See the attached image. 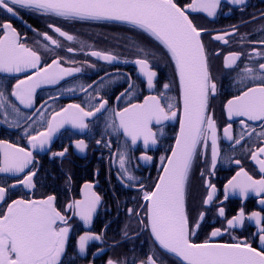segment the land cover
<instances>
[{"label":"snow or ice","instance_id":"obj_1","mask_svg":"<svg viewBox=\"0 0 264 264\" xmlns=\"http://www.w3.org/2000/svg\"><path fill=\"white\" fill-rule=\"evenodd\" d=\"M222 0H191L190 3L180 6L176 0H0V9L12 16H17L14 6H20L37 12L44 16L63 18L64 20H106L121 22L133 26L147 33L166 50L170 61L174 64L175 75L179 81V99L166 96L165 92L170 89V84L164 83L160 95L145 96L143 102H128L127 106L120 109H109L108 100L100 94V88L104 87L103 79L96 86V82L88 85H80L79 90L86 94L88 107L79 103L68 104L59 111H53L45 120V113L39 112L41 121L46 126L43 130L36 131L33 124L36 121L32 116L24 117L31 121L24 128L28 144L31 149L44 151L50 146L53 136L64 125L84 130L89 128L86 122L88 118L95 117L98 113L108 111L111 115L105 125L111 133H119L130 138L131 144L135 145L138 140H143L144 147L157 144V134L153 132L151 125H163L165 121H179V132L175 136V144L171 148V155L161 156L162 171L154 186L147 190L139 178L132 175L127 167L128 155L126 150H118L121 179L136 181L129 184L136 187L142 193V201L136 208H128L126 211L130 218H135L141 231L148 230L154 243L164 254H173L180 258L182 264H264V248L253 247L247 239L236 240L234 243L214 242L211 238L221 236L222 229L215 228L210 234V239L203 242H194L193 237L204 220L205 213L201 212L193 220L187 209V196L190 175L198 157H204V163L208 165L209 177L215 175L218 161L222 159L219 147L217 122L214 115L209 111L210 100L218 94L217 83L211 72L209 52L203 41L204 35H211L209 30L198 27L189 16V11L202 12L208 17L214 18L220 8ZM233 5L243 6L246 0H230ZM11 5V6H10ZM257 18L242 20L238 25H232L228 31L211 35L212 40L227 45L229 38L239 36L241 46H250V52L232 51L224 56V66L232 70L239 68L238 61L247 58L243 68H239L238 94L233 95L225 105L227 116L241 117L239 124L242 132L239 136L233 134L232 124L223 129V137L233 141L232 147L241 145L245 138L253 136L264 138V130L259 133L252 128L249 121H260L264 129V39L251 41L248 33H239V28L253 23ZM260 19H264L261 16ZM48 28L59 37L67 41L77 39L72 34L60 27L49 24ZM35 31V30H33ZM0 72L3 73H27L23 79H17L11 93L6 96L0 89V109L7 116V110L21 116L19 107L9 97H14L25 107H32L36 90L42 85L57 84L74 73L81 72L80 67H65L62 57L57 55L51 62H45L39 50L22 42L21 34L9 22L0 24ZM46 43L43 44L45 54L61 48V43L48 32L38 34ZM84 45L81 43V49ZM137 58L132 61L138 66L139 73L146 79L147 87L151 90L155 87L157 72L153 66H158L155 52L134 45ZM68 53L76 51L73 47L66 49ZM222 53L217 50L214 55ZM106 62L119 59L111 52L92 50L88 53ZM75 63L74 61H70ZM127 62V61H126ZM94 67V65H93ZM251 83L252 86H247ZM135 85L129 84L125 92L117 96L119 101L125 96L134 95ZM89 89L94 91L90 92ZM71 91L72 89H68ZM162 101H165L162 103ZM37 113H33V116ZM246 118V119H244ZM7 122V120L5 121ZM15 127H20L17 122ZM32 129V133H29ZM162 135V132H161ZM97 144L101 141L97 140ZM111 147V141L105 144ZM210 146V164L207 150ZM75 147L83 152L87 145L84 140H77ZM203 149V151H201ZM67 149L53 156L63 158ZM264 146L257 147L250 153V158L259 166L262 174L259 179L250 175L239 159L233 161L232 156H226L229 163L234 162L239 170L224 185V200L228 199L229 193L247 198L249 193L257 196L264 194ZM140 159L150 161L149 155H142ZM30 166H32L30 168ZM33 151L19 147L16 144L0 140V173L27 174L23 179H16L14 184L7 187L0 186V202H5L10 189L18 185L26 189L35 188L34 178L37 176ZM201 170V177H204ZM69 177V181H70ZM207 196L203 200L205 206L209 205L216 193V185L210 179H204ZM83 198L70 201L65 206V211H71L83 221L84 225L92 224L97 206L101 203V197L93 191V185L86 183L82 192ZM264 204V199H260ZM222 203V201H221ZM218 214L225 217V209L220 207ZM56 206V197L49 195L43 199L19 198L7 203L6 208L0 211V264H63L62 257L65 255L66 243L70 232L69 220ZM245 219L254 220L258 228L259 241L264 245V226H261L262 215L260 212H252L246 216L241 208L237 215L227 219V232L231 228L242 227ZM127 227V226H125ZM138 235V234H137ZM125 238L127 231L123 232ZM103 234L85 231L78 238L79 253L85 254L91 241H102ZM119 242H116L118 245ZM104 249H98L93 256ZM162 257L152 252L139 264H157ZM106 264H126L109 258ZM131 264H137L132 260Z\"/></svg>","mask_w":264,"mask_h":264},{"label":"flooded vegetation","instance_id":"obj_2","mask_svg":"<svg viewBox=\"0 0 264 264\" xmlns=\"http://www.w3.org/2000/svg\"><path fill=\"white\" fill-rule=\"evenodd\" d=\"M180 6L187 5L191 0H176ZM11 6V5H10ZM17 16H12L0 9V24L9 22L21 34L22 42L28 46L39 50L45 62H51V59L57 55L63 58L65 67H80L79 73H74L70 77L57 84L42 85L36 90L34 103L28 108L20 104L14 97L10 100L19 107L21 116L17 117L11 108L7 110V116L3 109H0V140H6L8 143L16 144L33 151L35 169L37 176L34 178L35 188L26 189L17 186L9 190L6 201L25 198V199H43L49 195L56 197V206L66 216L70 217V232L65 248V255L62 257L63 264H106L109 258L118 261H125L131 264L135 260L139 264L140 260L152 252L158 253L162 257V264H182L180 258L173 254H164L159 246L154 243L148 230L141 231L135 218H130L127 209L136 208L142 201V193L136 187H130L129 184H135L136 181L121 179L118 157L115 155L118 150H126L129 157L127 167L139 182L150 190L162 171L161 156H168L175 141L178 131L179 121H165L163 125L153 123L151 125L153 132L157 134V144L149 145L145 148L143 140H138L135 145L131 144L130 138L124 136L122 130L119 133H111L106 130L105 125L110 112L104 111L98 113L95 117L87 119L88 129L80 130L71 125H64L54 134L50 146L44 151L31 149L28 144L24 128L31 121H26L24 117L32 116L36 121L33 128L36 131L43 130L46 126L41 121L39 112L45 113V120L51 116L53 111H59L68 104L79 103L88 107L86 94L79 90L80 85H88L96 82L98 86L103 79L104 87L100 88V94L108 100L109 109H120L127 106L128 102H143L145 96L160 95L163 91V84H170V89L165 92L166 96H172L179 99V81L175 75L174 64L170 61L166 50L158 42L151 38L138 28L121 22L106 20H64L59 17L44 16L32 10L14 6ZM189 16L193 22L201 28L209 30L211 35L228 31L232 25H238L242 20H251L253 16L257 19L253 23L246 24L239 28V33H248L251 41L264 39V0H246L243 6L233 5L230 0H222L217 15L214 18L208 17L202 12L189 11ZM49 24H54L62 30L77 37L74 41H67L58 34L53 33ZM35 30V31H33ZM48 32L61 43V48H54L49 44L50 49L45 54L43 44L46 41L38 34ZM2 34V33H0ZM211 35H204L203 41L209 52L210 67L212 75L217 83L218 94L210 100L209 111L214 115L217 122L219 147L221 157L218 161L215 175L209 177L207 167L204 163V157H198L194 164L188 186L187 209L190 217L195 220L201 212L205 213L204 220L197 236L193 237L194 242L200 243L210 239L213 229L221 228V236L211 238L214 242L234 243L236 240L247 239L253 247L264 248L257 235L258 228L254 220L245 219L242 227H235L224 232L227 228V219L237 215L241 208L245 215L252 212H260L262 215L261 226H264V204H260V199H264V194L257 196L255 193H249L247 198H242L238 194L229 193L228 199L224 200V185L239 170L234 162L229 163L226 156H232L233 161L239 159L241 165L254 178L259 179L261 173L259 166L251 160L250 153L257 147L264 146V138L253 135L250 139L245 138L241 145L232 147L233 141H228L223 137V129L228 124H232L233 134L239 136L242 132L239 120L241 117L227 116L225 105L233 95L238 94L239 88V68H243L247 58L238 61L239 68L232 70L225 68L224 56L229 52H250V46H241L239 36L229 38L227 45L219 41H214ZM81 43L84 47L81 49ZM134 45H139L147 50L155 52V57H149L150 61L155 59L158 66H153L157 72L155 87L149 89L146 79L140 75L138 66L133 63L137 58V51ZM73 47L76 49L73 53H68L66 49ZM92 50L102 52H111L119 57L118 60L111 63L100 60L88 55ZM219 50L222 54L214 55ZM70 61H74L72 63ZM127 61V62H126ZM264 62V61H261ZM94 65V67H93ZM27 73H3L0 72V89L4 90L8 96L17 79H23ZM134 84V95L125 96L119 101L116 99L121 93L129 88V84ZM247 86H252L248 83ZM68 89H72L69 91ZM93 92L92 89H89ZM165 101H162L164 103ZM33 113L37 115L33 116ZM246 119V118H244ZM7 120V122H5ZM17 120L20 127L14 125ZM256 132L264 130L261 128L260 121H249ZM162 132V135H161ZM32 133V129H29ZM77 140H84L87 148L81 152L75 147ZM101 143L97 144L96 141ZM111 141V147L105 144ZM67 149L66 155L61 158L53 156V153H59ZM203 151V149H201ZM152 157L150 161L140 159L142 155ZM211 149L207 150V157L210 164ZM264 159V156H260ZM32 166H30L31 168ZM204 171V177H201V170ZM6 174L0 173V186H9L16 182V179H23L27 174ZM69 177L71 178L69 181ZM204 179H210V182L216 185L217 193L213 201L205 206L203 200L207 196V189L204 185ZM86 183L93 185V191L101 197V203L97 206V211L93 216L90 226L84 225L83 221L71 211H65V206L72 200L82 199L83 187ZM222 201V203H221ZM7 203L0 202V211L6 208ZM225 209V217L218 214V209ZM127 226V227H125ZM85 231L96 234H103L102 241H91L87 246L86 253L81 254L78 250V238ZM127 231L128 237L123 236ZM138 234V235H137ZM116 242H119L118 245ZM104 249L103 252L96 253L98 249ZM157 264H161L158 260Z\"/></svg>","mask_w":264,"mask_h":264},{"label":"water","instance_id":"obj_3","mask_svg":"<svg viewBox=\"0 0 264 264\" xmlns=\"http://www.w3.org/2000/svg\"><path fill=\"white\" fill-rule=\"evenodd\" d=\"M179 132V127H178V131H177V133ZM174 144H175V141H174ZM174 144H173V146H174ZM172 146V147H173ZM169 155H171V151H170V153H169ZM161 174V173H160Z\"/></svg>","mask_w":264,"mask_h":264}]
</instances>
